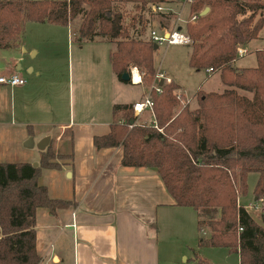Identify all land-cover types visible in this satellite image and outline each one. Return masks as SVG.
Returning a JSON list of instances; mask_svg holds the SVG:
<instances>
[{
    "label": "trees",
    "instance_id": "trees-1",
    "mask_svg": "<svg viewBox=\"0 0 264 264\" xmlns=\"http://www.w3.org/2000/svg\"><path fill=\"white\" fill-rule=\"evenodd\" d=\"M122 1L139 9L132 23L147 20L141 12L156 17L158 26L171 21L170 13H152L150 0H0V49L20 45L24 21L66 26L79 12L81 36L124 38H116L108 51L117 78L129 64L144 70L143 77L153 76V42L126 39L128 23L123 24L118 4ZM204 5L208 11L183 26L191 41L187 63L194 69L218 68L221 90L199 93L194 108L183 105L173 111L177 99L171 89L176 85L161 82L159 92L150 90L155 127L146 122L127 127L125 122L133 119L131 103H115L112 111H122L125 122L115 117L109 130L92 140L95 147L121 145L123 165L155 168L173 203L196 211L199 232L207 227L197 244L236 252L238 264H264V211L255 218L236 201V194L246 192V174L251 171L257 173L253 196H264V48L255 50L253 65L234 62L237 45L255 38L264 23V0H191L188 9L199 11ZM51 144L40 149L36 165L0 161V264H37L35 207L53 211L69 203L50 197L37 182L41 167L60 164L56 159L62 154L57 156ZM63 155L70 159L69 153Z\"/></svg>",
    "mask_w": 264,
    "mask_h": 264
},
{
    "label": "crops",
    "instance_id": "crops-1",
    "mask_svg": "<svg viewBox=\"0 0 264 264\" xmlns=\"http://www.w3.org/2000/svg\"><path fill=\"white\" fill-rule=\"evenodd\" d=\"M169 5L186 15V5L174 0ZM78 31L67 24L65 33L60 29L53 33L66 46L75 43L76 69L90 56L103 72L97 70L100 93L91 99H84L81 90H68L67 113L60 106L61 93H53V80H58L53 60L23 66L28 52L38 53L23 36L20 45L0 49V75L14 72L24 78L20 84L0 82V161L39 159L32 146L43 135H49L55 152L70 154V159H56L58 167H41L37 176L50 197L69 201L53 211L35 207L37 264H174L176 254L186 263L192 259L185 253L188 246L178 247L192 232L197 236L196 211L173 203L155 168L123 165L121 145L95 147L92 140L109 130L116 115L112 105L132 103L144 88L138 80L117 78L108 59L110 40L96 34L81 36ZM202 70L205 78L216 74L217 86L209 89L220 91L218 72ZM116 120L121 122L122 115ZM28 136L33 144L27 147L22 143Z\"/></svg>",
    "mask_w": 264,
    "mask_h": 264
},
{
    "label": "rangeland",
    "instance_id": "rangeland-1",
    "mask_svg": "<svg viewBox=\"0 0 264 264\" xmlns=\"http://www.w3.org/2000/svg\"><path fill=\"white\" fill-rule=\"evenodd\" d=\"M118 4H120V9L122 11L123 24L128 23L126 28L127 30L126 39L127 40L140 39L141 42H145V40H147L146 31L149 24L153 23L157 25L156 17L152 15H148L145 12L143 13L141 12V14H143V17H145L147 20L145 22H143L142 20L140 24L136 23L135 20L132 23L131 16L139 12V9L133 8L132 3L129 2L122 1ZM82 5L86 8V5L84 3H82ZM208 9L204 13H206ZM258 11L259 10L256 11L254 17L257 16ZM79 15L80 13L78 12L75 16L68 19L67 24H69L70 27L77 28L79 23V19H78ZM95 23L97 25V29H99V22L96 21ZM129 23L132 24L131 28L129 27ZM65 27L66 26L64 25L54 24L50 22L47 23L45 21L44 22L24 21L23 32H22L23 40L27 41V43L31 44L33 47H36L38 49V53L37 55H30V52H28V56H25L27 57L26 61H22V64L23 66L26 63L30 65L32 62L33 64H38V65L44 63L43 65H45L46 62L48 63L50 60L54 61L53 64L57 68L55 79L58 80L57 81L53 80V93H61V98L63 100H61L60 106L63 112L67 113L68 111L67 107H69L70 105V102L68 103L69 99L67 98V93L69 92L68 90H70L71 87L74 88L73 90L75 93H77L78 90L79 91L81 90L83 92L81 93V95L84 97V99L85 98H87L86 100L91 99L92 95L94 97L95 93L98 92L97 83L100 82V79L98 78L97 73L99 71V74H101V72L103 71L98 69L97 65H94L92 63L94 60L90 56L85 57V61L82 62L83 64H81L76 69V61H75L76 56L74 50L77 48H75V43L72 42V44L66 46L63 40L59 37V35L53 33L56 32V29H60V31L62 30V32L64 31L65 33ZM136 29L140 31L139 34H137ZM263 34H264V23L262 27L257 31V35L255 38L250 39L248 42L244 44L237 45V46L245 47L246 50L241 56H238L235 49V55L237 56L234 61L235 65L245 66V65H253L255 63V57H254L255 50L264 48ZM96 35L111 40L112 41L110 42L111 48L115 46L114 40L116 38L124 39L119 35L114 38H110L108 35L105 34L104 35L96 34ZM55 36L57 37V39L55 38ZM189 43L187 44L160 43L157 44V46L150 51L151 59L154 67L153 69L154 74L156 69H158L163 73V75L165 74L163 78H161V82H172L176 85V87H173L171 89V93H174L177 99V103L176 105H174L173 111H177L183 105H186L188 109L194 108L196 106L198 94L202 92L205 93V91H207L209 88H213V90H215L217 86L216 82L219 81V79L218 81L216 80L215 73L210 75V77L205 78V72L202 69H194L188 65L186 61V51L188 52L189 50ZM50 49L52 51H50ZM52 56L53 58H50ZM133 69H135L139 75L138 82L144 88V92L153 89L154 83L159 84L160 79L155 80L154 74L153 76L152 74H146V76L143 77V73H145L144 70H142L143 71L142 72L141 70H139L137 66L129 64L128 70L132 71V75H133ZM78 70L81 73H79ZM213 71H217L219 75L218 68ZM76 75L79 78H77ZM100 77H102L104 83L106 78L105 75H101ZM165 77H168V80H166ZM236 90L240 94H246V95L249 94L246 92L242 93L240 89H236ZM133 91L135 90L133 89ZM98 93H100V91ZM121 113L122 111L120 113L117 112L115 117L120 115H122L123 117V113L122 114ZM152 115L153 113L144 112L135 119V122L136 124H144L143 122L153 124L154 121L153 119H151ZM49 142L52 143V140H50ZM32 149L37 152L39 151L38 153H40V150L36 146H32ZM55 154L57 156H59V154H62L60 157L61 159L66 158V155H63L66 154L64 152L63 153L57 152ZM55 154H53L54 157H57ZM37 161H39V159L33 160L30 163L31 164L32 162L37 163ZM256 178H257V173L254 171L248 172L246 174V192L244 194H239V193L236 194V201L239 204L241 203L242 205H244L255 218H258V212L264 211V196L259 198L253 196L252 190L256 182ZM207 230H208L207 227L203 226L202 229L200 228L201 232L198 231L197 236L195 232H192L190 238L188 240L186 238L187 241H184L187 243L184 242L179 243L178 250H180L184 246L189 247L190 250L187 247L185 253L186 256L192 257V259H189L186 263H184L182 261V257L181 256L178 257L176 254L175 257L172 258V262L174 264H238V256L236 252H229L227 248L223 246L197 244L198 235L200 233L201 235H206ZM192 251L196 255L195 257L192 256Z\"/></svg>",
    "mask_w": 264,
    "mask_h": 264
},
{
    "label": "built area",
    "instance_id": "built-area-1",
    "mask_svg": "<svg viewBox=\"0 0 264 264\" xmlns=\"http://www.w3.org/2000/svg\"><path fill=\"white\" fill-rule=\"evenodd\" d=\"M172 0H150L148 1V6L152 13L161 12V13H170L172 15L171 21L168 25L158 26L155 25L149 26L147 39L151 42L157 44L166 43V44H187L190 42V37L184 31L183 26L188 21H193L198 15L199 11H189L188 5L191 0H174L177 1L180 6H187V13L185 16H182L181 9H173L169 2ZM245 47L237 46L236 53L238 56H241L245 52ZM207 71H212L211 67L206 68ZM163 73L156 70L154 74L155 80L163 78ZM168 80V77H165ZM0 82L5 83L7 85L20 84L24 82V78L12 72L7 75H0ZM155 84V83H154ZM153 84V89L156 92L160 91L159 84ZM131 109L133 114V119L130 121H126L123 119L121 122H125L128 127L134 125L135 119L144 113V111H148L152 113V98L150 96V91L147 90L144 92L139 99L134 100L131 103ZM153 125L155 123L153 122ZM160 130V128H157ZM240 229V227H238Z\"/></svg>",
    "mask_w": 264,
    "mask_h": 264
},
{
    "label": "water",
    "instance_id": "water-1",
    "mask_svg": "<svg viewBox=\"0 0 264 264\" xmlns=\"http://www.w3.org/2000/svg\"><path fill=\"white\" fill-rule=\"evenodd\" d=\"M208 9V6H204L200 11H199V14H203L206 10ZM153 48L156 47V44L153 43L152 45ZM120 79L122 80H126V81H130L132 80L131 79V70H128V71H123L121 74H120ZM161 83V79L159 80V84ZM49 141V135H43L42 137H40L36 142H35V146L38 148V149H43L46 144L48 143ZM24 146H31L33 144V141H32V137L31 136H28L26 137V139L23 141L22 143ZM32 165H36V162H32Z\"/></svg>",
    "mask_w": 264,
    "mask_h": 264
},
{
    "label": "bare ground",
    "instance_id": "bare-ground-1",
    "mask_svg": "<svg viewBox=\"0 0 264 264\" xmlns=\"http://www.w3.org/2000/svg\"><path fill=\"white\" fill-rule=\"evenodd\" d=\"M131 79H132V81L139 80V75H138V73L136 72L135 69H133V75H132V72H131Z\"/></svg>",
    "mask_w": 264,
    "mask_h": 264
}]
</instances>
